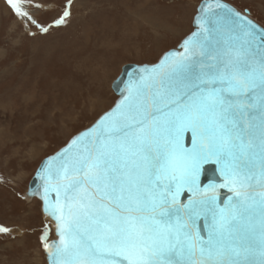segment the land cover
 I'll use <instances>...</instances> for the list:
<instances>
[{
    "label": "snow or ice",
    "instance_id": "1",
    "mask_svg": "<svg viewBox=\"0 0 264 264\" xmlns=\"http://www.w3.org/2000/svg\"><path fill=\"white\" fill-rule=\"evenodd\" d=\"M7 3L30 19L23 0ZM203 11L216 18L198 20L200 31L183 52L143 70L147 75L130 84L117 109L42 174L60 232L58 244L44 243L52 264H264V116L258 143L244 141L235 118L255 106L245 101L257 89L264 111V47L253 49L246 19L237 35L227 14L211 5ZM189 130L192 147L185 148ZM210 160L224 182L201 189L200 169ZM218 187L229 188L236 201L219 207ZM185 189L192 198L181 205ZM207 212L205 241L188 221Z\"/></svg>",
    "mask_w": 264,
    "mask_h": 264
},
{
    "label": "rangeland",
    "instance_id": "2",
    "mask_svg": "<svg viewBox=\"0 0 264 264\" xmlns=\"http://www.w3.org/2000/svg\"><path fill=\"white\" fill-rule=\"evenodd\" d=\"M200 1L23 0L26 19L0 0V264H47L53 222L24 197L36 168L114 103L123 64L192 31ZM229 1L264 24V0Z\"/></svg>",
    "mask_w": 264,
    "mask_h": 264
},
{
    "label": "water",
    "instance_id": "3",
    "mask_svg": "<svg viewBox=\"0 0 264 264\" xmlns=\"http://www.w3.org/2000/svg\"><path fill=\"white\" fill-rule=\"evenodd\" d=\"M223 5V10L216 7V5ZM211 5L212 12H215L219 16H225L226 14L229 16L228 23L231 24L235 28V32L237 35H241V26L240 21L246 19L250 22L252 31L254 33L253 40V49L257 46L264 47V24L254 18L249 9H241L234 3L229 0H201L197 5L196 13L193 17V29L188 34H186L176 45L175 47L169 48L165 50L156 61L152 62H127L123 64L121 68V72L119 75L113 80L111 87L112 90L117 95L114 103L105 111H103L99 116L95 118L93 122H91L86 127L80 129L78 132L74 133L63 145H61L54 152L45 156L38 167L36 168L34 174L32 175L27 190L24 193V197L27 201L32 200L35 196H37L41 201V211L44 217L48 218L53 222V231L54 235L46 242L50 245L55 246L59 243L60 232L58 229V221L56 216L53 214V211L48 207L44 199V186L45 179L42 174L49 167H57L59 162L61 161L63 154L67 149H69L72 141L74 139H78L84 137L86 133L92 131V129L101 121V119L109 114L114 112L123 98L128 95V88L133 81H139L142 75H147L143 70L148 69L152 70L155 68H159L162 61H164L165 57H169L174 53H181L184 51L183 45L186 40H191L195 38L194 34H197L200 31V27L197 23L198 20H214L216 17L212 16L211 13L204 12L203 10ZM233 13H239V18L233 17ZM212 45L215 46V38L212 41ZM159 79V78H157ZM155 91V88H153ZM225 96L231 98L229 93H224ZM260 95L261 92L259 89L255 93L249 92L246 97V105L251 104L255 105L253 107H246L244 113H236L235 118L239 121L240 127L243 129V139L247 142L248 139H253L254 142L258 143L257 135L259 132V127L261 124V117L264 116V111L261 110L260 104ZM167 111V109L165 110ZM160 115L163 116V113ZM183 144L185 148L192 147V133L191 130L186 131L183 137ZM254 168V170L258 171V166L253 163L250 165ZM220 166L214 162V160H210L207 163L203 164L199 173V187L201 189L207 187L210 184L220 185L223 184L224 179L220 174ZM247 170V167L245 168ZM255 183V181H253ZM261 189L256 188V191H260ZM218 195L216 203L219 207L223 208L227 203L235 202L236 198L233 193L229 190V188L218 187L216 189ZM192 198V193L185 189L180 197L179 203L181 205H187L189 200ZM57 199V195L55 191H50L48 193V203L54 205ZM181 214H183V208H181ZM185 219L188 218L185 216ZM192 226L191 231L193 234L199 233V235L207 241L209 239V231L210 226L212 224V214L211 212H207L206 214H202L201 216L195 218L194 220L188 221ZM237 244H240L241 241L237 239ZM44 252L47 258V264H52L53 258L49 256L48 251L44 248ZM126 264V262H125Z\"/></svg>",
    "mask_w": 264,
    "mask_h": 264
},
{
    "label": "bare ground",
    "instance_id": "4",
    "mask_svg": "<svg viewBox=\"0 0 264 264\" xmlns=\"http://www.w3.org/2000/svg\"><path fill=\"white\" fill-rule=\"evenodd\" d=\"M115 93V92H114ZM36 198H38L37 196H35ZM39 199V198H38ZM40 200V199H39ZM46 255V254H45ZM46 261H47V258H46Z\"/></svg>",
    "mask_w": 264,
    "mask_h": 264
}]
</instances>
